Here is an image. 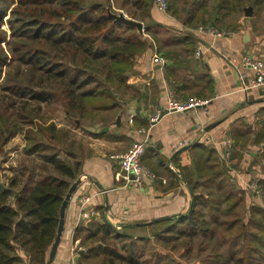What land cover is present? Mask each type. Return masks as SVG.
Segmentation results:
<instances>
[{"label": "trees", "instance_id": "1", "mask_svg": "<svg viewBox=\"0 0 264 264\" xmlns=\"http://www.w3.org/2000/svg\"><path fill=\"white\" fill-rule=\"evenodd\" d=\"M181 1L176 9L173 0L168 3L183 27L171 31L153 15L154 0H0V163L4 146L23 137L10 174L0 181V264L46 263L61 205L82 175L86 154L76 129H100L125 113L126 90L138 93L129 78L148 50L155 46L188 67L196 39L184 30L233 32L241 27L233 21L237 14L264 7V0H216L211 10L210 0ZM121 15L140 23L145 37L119 21ZM59 112L64 125L53 120ZM231 138L229 163L241 159L249 145L260 150L264 106L253 128L232 129ZM253 159L264 170V149ZM233 168L237 164L227 165L213 147L197 144L183 178L191 197L188 211L121 229L103 215L82 223L73 233L87 250L82 261L264 264V205L246 207L243 191L227 177Z\"/></svg>", "mask_w": 264, "mask_h": 264}, {"label": "crops", "instance_id": "2", "mask_svg": "<svg viewBox=\"0 0 264 264\" xmlns=\"http://www.w3.org/2000/svg\"><path fill=\"white\" fill-rule=\"evenodd\" d=\"M153 15L163 23H171L175 30L183 29L167 13L154 8ZM254 30L252 23L222 37L200 28L184 30L193 33L196 48L201 50L198 59L192 55L188 67L168 59L166 67L159 68L152 63L153 52H157L153 46L152 51L148 50L137 61L132 78L141 94L146 95L144 88L150 92V87L155 94L128 102L125 113L108 126L99 129V124H95L84 128V132L76 129L78 134L89 137L94 146L91 143V149L84 148L81 180L66 207L62 235L51 264H70L72 257L82 261L86 248L73 240V233L80 225L78 204L82 197H90L88 209L93 215L88 221L100 220L103 215L117 229L124 225L151 224L188 211L191 197L183 178L186 167L192 165L193 148L205 144L223 156L227 151L228 157L232 153L231 130L253 128L252 122L257 121L258 111L264 106V89H246L254 72L244 66V57L249 55L264 62V32ZM170 93L178 100L201 97L209 102L204 108L185 113L168 111L151 124L149 118L156 110H167ZM98 131L101 136H93ZM144 139L147 143L141 162L156 174V179L141 188L124 185L116 177V156L124 153L133 141ZM254 149L257 148L249 145L244 151L243 168L248 166L249 157L263 148L261 145L260 150ZM233 173L238 185L241 181L244 186H248L253 176V172Z\"/></svg>", "mask_w": 264, "mask_h": 264}, {"label": "built area", "instance_id": "3", "mask_svg": "<svg viewBox=\"0 0 264 264\" xmlns=\"http://www.w3.org/2000/svg\"><path fill=\"white\" fill-rule=\"evenodd\" d=\"M155 8L162 13L167 11L168 5L166 0H154ZM200 29L207 31L211 34H214L217 37H222L228 35V32H218L212 28H203ZM200 49L196 48L193 56L195 59L200 57ZM152 63L157 65L159 68L163 69L168 63V59L158 55L155 51L152 55ZM244 66L251 68L254 72V78L251 81V84L246 89H264V62L260 59L252 58L249 55H246L243 59ZM209 100L200 99V98H190L189 100H178L173 97L170 93L167 100V110L174 113H185L190 110L197 108H204L208 104ZM161 111L156 110L154 114L149 118L151 124L156 123L159 119ZM147 141H133L128 149L116 156L118 171L116 173L117 179L124 182V185H133L137 188H141L145 183L152 182L156 179V174L144 166L141 162L142 155L144 154ZM224 158L227 156H223ZM225 160V159H224ZM227 161V160H225ZM90 197H82L78 204V213H79V223H84L89 220L93 211L88 209V202ZM75 250L72 249V252ZM72 257L70 264H81L80 262L74 260Z\"/></svg>", "mask_w": 264, "mask_h": 264}, {"label": "rangeland", "instance_id": "4", "mask_svg": "<svg viewBox=\"0 0 264 264\" xmlns=\"http://www.w3.org/2000/svg\"><path fill=\"white\" fill-rule=\"evenodd\" d=\"M169 1L170 0H166L167 5H168ZM215 1L216 0H210L209 1L210 8L214 7ZM181 5H182V1L181 0H173V8H175V9L176 8H179ZM210 8H209V10H210ZM156 11H158V10L156 9ZM160 13H162V12H160ZM165 13H167V14L170 15L171 14V11L169 12V10H167ZM235 20H237L236 21V25L237 24H240L241 25V28L245 24H251L252 23V24H254V28H255L254 31L256 33L257 32H261L262 33V32H264V7H263V10L261 12L249 8L247 15L244 12H241V13L237 14L236 18H233V21L234 22H235ZM164 24L167 25L166 29H168V30L170 29L171 31H174L170 27V25H172L171 23L170 24L169 23H164ZM223 31L225 32V30H223ZM139 33H140V35L143 38L146 35L144 33V30L143 29L141 31H139ZM156 53L158 55L164 57L160 52H156ZM164 58H166V57H164ZM133 81H134V78H129V82L131 83V85L135 89L138 90L137 91L138 93L134 97L133 90L132 89H127L126 92H125V94H124V96H123V98H124V100H125L126 103H128V102H130L132 100H135V98H142V99L145 98V99H148V97L150 95L152 96V95L155 94L154 89L151 88V87H150V92H149V89L144 88L145 90H143V91L146 93V95L145 94H141L139 92V88L136 87L135 84H133ZM135 83H138V81H136ZM63 119L64 118H63V115H62L61 112L55 114V116L53 118L54 122L57 125H61V124L64 125L65 122H64ZM252 123L254 124V121ZM79 133H80V131H79ZM78 138H80V141L83 144V148H85L87 146L89 149H91L90 144L92 143V140L89 137H83L82 134H78ZM22 146H23V137H22V135H17L16 137L12 138L4 146V150H3L2 156H3V159H5V160H4V162H1L0 163V181H5V177L10 174L9 167H10V165H13V163H15L16 156H17L18 152L21 150ZM93 146H94V143H92V147ZM225 146L227 147V145H225ZM253 151L256 152L258 150L257 149H254ZM227 154L228 153L226 151L225 155L227 156ZM231 154H229L228 157H225L224 158L223 155L219 153L221 160H224V159L227 160V161L224 160L227 165L230 164V166H232L234 164H237V168H233L230 171H228V176L227 177H228V179L230 181H232L236 185V188L238 190H242L243 191L244 198H245V201H246V207H248V206H250L252 204L253 205H264V190H263L264 187L262 186V183H261L262 178L264 179V170H263V168L261 166V163L260 162H255L254 159H253L254 156H251V157H249L248 166H245L246 168H243V165H244L243 164L244 163L243 159L245 158V154H242V158L239 159V160H235L234 162H232V160L230 159V163H229L228 162V159L230 158V155ZM240 154H241V151L239 152V155ZM235 169L238 170V171H241L242 173H247V174H251L253 172V176L250 179V181L248 183V186L242 185V182L240 181V185L244 189H242V187L240 185H238V179H237V177L233 173V171L238 172ZM247 178H248V176H247ZM259 181H260V183H259ZM247 215H248V212L246 211L245 212V216L247 217ZM88 222H86V224ZM131 231H133V230H131V229L130 230H127V232H129V233ZM144 231H145V229L144 230H140V231H133V234H139V233H142ZM149 244H151V243H149ZM155 247L156 246H154V245L152 247H149L148 246L147 247V250L148 251H153L155 249ZM146 254L148 256L149 255V252H147ZM80 263L81 264H100V262L98 263V261H94V260H90L87 263L81 261Z\"/></svg>", "mask_w": 264, "mask_h": 264}, {"label": "water", "instance_id": "5", "mask_svg": "<svg viewBox=\"0 0 264 264\" xmlns=\"http://www.w3.org/2000/svg\"><path fill=\"white\" fill-rule=\"evenodd\" d=\"M118 20L123 22V23H127V24H130V25H133V26L137 27L139 31L142 30V25L140 23L128 20L122 15L118 17ZM167 113H168V110L161 111L158 119H161ZM117 121H119V119H117ZM262 148L264 149V145H262ZM80 180H81V178H78L70 186V188L68 189L67 194H66V196L64 198V201H63V203L61 205L60 212H59V223H58V228H57V231H56V236H55V239H54L53 244L51 246V249H50V252H49V255H48V259H47L45 264H51L53 259H54V256H55V253H56V249H57L58 244L60 242V237H61L62 231H63L65 210H66V207H67L68 202L70 200V197L74 193L77 185L80 183ZM161 220H163V219H161ZM161 220H159V219L158 220H154L153 223L160 222Z\"/></svg>", "mask_w": 264, "mask_h": 264}]
</instances>
